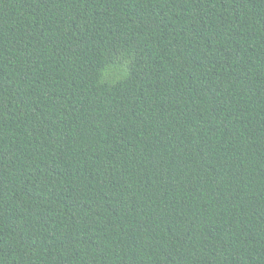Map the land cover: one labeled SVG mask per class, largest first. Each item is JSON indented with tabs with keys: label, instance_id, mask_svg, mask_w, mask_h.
Returning <instances> with one entry per match:
<instances>
[{
	"label": "trees",
	"instance_id": "trees-1",
	"mask_svg": "<svg viewBox=\"0 0 264 264\" xmlns=\"http://www.w3.org/2000/svg\"><path fill=\"white\" fill-rule=\"evenodd\" d=\"M0 264H264V0H0Z\"/></svg>",
	"mask_w": 264,
	"mask_h": 264
}]
</instances>
